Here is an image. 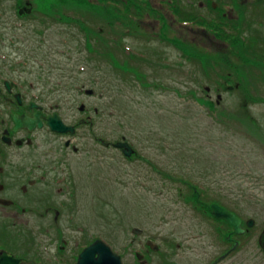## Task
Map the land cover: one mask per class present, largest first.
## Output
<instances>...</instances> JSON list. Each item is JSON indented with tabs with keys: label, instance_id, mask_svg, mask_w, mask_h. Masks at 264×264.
Masks as SVG:
<instances>
[{
	"label": "rangeland",
	"instance_id": "374dc122",
	"mask_svg": "<svg viewBox=\"0 0 264 264\" xmlns=\"http://www.w3.org/2000/svg\"><path fill=\"white\" fill-rule=\"evenodd\" d=\"M0 69L27 102L67 123L89 116L110 144L93 162L86 128L87 153L57 167L56 144L43 143L54 204L75 192L77 215L43 230L25 216L0 218L4 236L16 226L39 257L57 258L46 230L58 225L73 243L67 224L79 219L83 241L126 256L130 241L150 240L153 256L174 264L175 245L210 223L211 204L245 221L264 213V0H0Z\"/></svg>",
	"mask_w": 264,
	"mask_h": 264
},
{
	"label": "flooded vegetation",
	"instance_id": "af4514ba",
	"mask_svg": "<svg viewBox=\"0 0 264 264\" xmlns=\"http://www.w3.org/2000/svg\"><path fill=\"white\" fill-rule=\"evenodd\" d=\"M15 85L11 81L0 80V218L9 216L18 219L19 216H25L28 222H33L32 228L43 230L42 225L48 223L49 226V221L58 223L64 216V212H67L66 217L77 215L79 199L74 192L68 198L70 201L68 204L61 203L60 208L55 206L52 177L54 165L46 160L47 157L52 156L53 152L49 151L45 159H42L39 153L40 148L48 141L56 144L57 167H64L70 154L84 156L88 150L86 146L84 148L81 146L84 144L82 141H85L86 128L91 125L88 122L90 117L84 114L79 115L76 122L67 123L62 116L46 112L43 107L27 102L21 94L15 92ZM35 115L39 117L40 126L36 123L31 130L20 128L15 131V117L35 119ZM55 115L65 126L73 127V131L67 133L52 131L47 124V119ZM95 133L96 130L92 132V129L88 128L90 149L95 153L93 162L96 158L98 159L97 147L102 144L101 138ZM109 146L110 144L106 147ZM15 153L19 154L17 160ZM35 188H39L42 193ZM194 189L195 192L198 191L197 188ZM60 191L56 189L57 194ZM194 195L196 196V193ZM195 201L197 205L201 204L200 207L204 210L200 198H195ZM64 205L66 209L63 208ZM212 205L209 206V212L205 211L206 214H202L210 222L205 226L204 232L195 239L191 235H185L181 242L175 245L181 250L179 259L174 264H264V213L252 226H248V220L245 221L237 213L219 205L242 220L243 232L237 234L225 220L214 219ZM76 222H79V219H73L71 224H67L68 228H72V232L77 234L73 243L66 239L67 236L59 234L65 232L58 225H53L46 230L52 233L53 240L58 245L56 259L39 257L37 250L39 248L34 241L17 240L16 226L14 228L7 226L10 229L13 228V231L9 238L3 234L7 230L0 231V264H77L80 254L96 240L83 241L85 234L80 233L84 229L75 226ZM141 234L142 232L137 233L138 237ZM242 239L248 241H242ZM129 245L131 250L126 256L118 252L121 264H167L163 263L161 256H153L159 250L153 241H130ZM151 256L152 259H150ZM95 258H98V254ZM169 264L172 263L169 262Z\"/></svg>",
	"mask_w": 264,
	"mask_h": 264
},
{
	"label": "water",
	"instance_id": "95a60500",
	"mask_svg": "<svg viewBox=\"0 0 264 264\" xmlns=\"http://www.w3.org/2000/svg\"><path fill=\"white\" fill-rule=\"evenodd\" d=\"M16 127L15 131L19 130L20 128H28L31 130L33 127H35V124L38 123V125H41V122L39 120V117L35 115V119L24 117L19 118L15 117ZM48 125L51 127L52 131L58 132V133H67L68 131H73L72 127H66L61 122L60 118L55 115L53 118L47 119ZM108 144L107 141H103V145L106 146ZM116 148L122 149L124 155L126 157H131L134 153V150L131 148V146L126 142H118L114 145ZM213 217L215 219H224L227 221L230 225H232L235 229L236 233H242L243 230L241 228L242 221L236 217L233 213L226 211L225 209L213 205ZM248 225L252 226L253 221H248ZM98 254V258H95V255ZM77 264H121L120 257L113 253L111 248L104 244L101 240L95 241L91 246L86 248L83 253L80 255L78 263Z\"/></svg>",
	"mask_w": 264,
	"mask_h": 264
},
{
	"label": "trees",
	"instance_id": "16d2710c",
	"mask_svg": "<svg viewBox=\"0 0 264 264\" xmlns=\"http://www.w3.org/2000/svg\"><path fill=\"white\" fill-rule=\"evenodd\" d=\"M64 0H62V2H63ZM177 1H179V0H177ZM178 4H179V2H178ZM19 5V4H18ZM178 7H180V6H178ZM181 9V8H180ZM194 13V12H193ZM209 17V15L207 16V15H200V14H192V16H191V21H194V20H199L200 22H202V23H204V24H210V18H208Z\"/></svg>",
	"mask_w": 264,
	"mask_h": 264
}]
</instances>
